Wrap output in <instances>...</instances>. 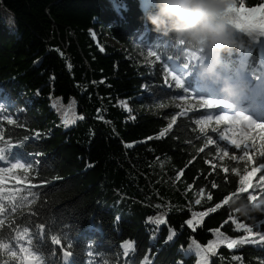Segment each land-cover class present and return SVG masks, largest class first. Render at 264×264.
Returning <instances> with one entry per match:
<instances>
[{"label": "trees", "instance_id": "obj_1", "mask_svg": "<svg viewBox=\"0 0 264 264\" xmlns=\"http://www.w3.org/2000/svg\"><path fill=\"white\" fill-rule=\"evenodd\" d=\"M229 2L250 8L264 0ZM149 6L150 0H0V90L26 109L13 118L27 122L26 128L6 122L0 127L13 138L32 136L35 131L44 134L38 141L33 139L27 150L44 154L40 175L52 181L43 189L29 188V183L44 181L26 180L22 170L9 171L5 166V177L14 187L7 201L0 200L4 208L0 219L7 224L15 204L17 215L24 213L18 222L35 211L32 220L44 223L51 234L70 231L72 264H175L177 260L197 264L199 257L195 244L189 248V237L203 246L220 235L259 241L258 234H264V211L253 207L244 216L232 206L238 198L253 206L254 200L264 196V180L260 179L264 169L258 167L264 163L258 154L264 140H248L245 155L237 130L221 139L218 121L204 120L205 111L173 105L178 88L165 83L162 61L185 54L169 50L175 38L152 30L143 14ZM249 15L238 14V22L253 26L258 33L264 18L257 13L245 20ZM103 29L124 48L107 43ZM233 30L244 43L225 53L226 62L244 53L251 57L247 65L253 67L256 57L250 38ZM149 47L161 56L151 66L143 64ZM204 63L205 58L192 74ZM53 74L54 80L50 79ZM145 83L160 86L153 89L155 95L141 87ZM98 110L102 121L97 119ZM172 116H176L174 121ZM163 129L167 133L159 137ZM148 137L153 139L139 143ZM209 137L215 143L208 144ZM133 142L132 148L123 146ZM89 163L93 166L87 167ZM241 177H246V183L237 194ZM217 204L220 207L215 212L199 215ZM158 214L167 217V224L147 221L148 216ZM116 217L118 225L113 223ZM189 219L198 230L188 226L181 230ZM64 224L71 228L62 230ZM169 228L178 233L171 240L166 239ZM217 228L219 233L210 231ZM153 233L154 239L150 238ZM124 241H133L135 251L124 255ZM6 242L14 244L16 255L0 252V264L22 262L16 241ZM37 243L45 253L51 251L47 234L43 243ZM89 244L94 245L92 255ZM208 264H264V244L246 243L231 249L227 243L220 244L209 255Z\"/></svg>", "mask_w": 264, "mask_h": 264}, {"label": "snow or ice", "instance_id": "obj_2", "mask_svg": "<svg viewBox=\"0 0 264 264\" xmlns=\"http://www.w3.org/2000/svg\"><path fill=\"white\" fill-rule=\"evenodd\" d=\"M240 13H248L249 16H245V20H251L255 17L257 13H260L262 18H264V3L257 4L255 6H252L250 8H246L243 4H241L239 7H236L233 3L229 2V0H226V8H225V16L227 17L228 23L230 26L234 29H237L241 32H245L247 34V37L251 38L252 40H257L258 35L264 36V22H262L259 26V32L253 30V26L248 25L245 26L238 22L240 17L238 14ZM169 50L177 51V52H183L185 55L184 57L173 61L175 63L176 68L175 70L170 69L169 63L163 64V69L166 75L170 76V79H166L165 83L171 87H175L178 89H181L183 93L189 94L190 87L185 85V78H189L191 75L193 69L195 66L202 62L204 59V52L202 48H196L191 45H189L185 41L176 40L174 39L169 44ZM53 51H56L58 55H63L62 53L58 52V50L53 49ZM150 56H154L155 60L160 61L161 56L154 52L153 48L149 47L147 49ZM69 69L71 68V65H67ZM55 75L53 74L50 79L54 80ZM141 87L147 91L152 92L153 95L155 93L153 92L154 88H159V85H154L151 83H145L141 85ZM180 99H184V96H181ZM199 106L200 107H208V108H219L221 105H223L227 109H233V105L231 103L226 102L223 99H217V98H208L206 95H198L196 97ZM124 109H128V104L124 101L120 102ZM163 107V105H161ZM13 109H15V113H13ZM26 112V109L20 108L17 105V102L13 100L8 94L3 93V90H0V126H2L5 122L7 125L12 127H20V128H26L27 122H20L18 119H14L13 115ZM81 119L85 118L83 116L80 117ZM134 118V117H133ZM97 119L103 120L102 116H99V110ZM171 119L174 121L176 119V116H172ZM212 117L207 116L204 117V120H211ZM217 121H235L237 119H243L244 121H247L250 126H255L261 129H264V120H256L253 119L251 116L246 115L243 112L237 111L235 115H228L226 112L221 111L218 116L215 117ZM172 128V124H168V129ZM168 129H163L159 133V137H164L167 133ZM44 134L40 133L39 131H35L32 136L25 135L22 138H13L11 137L7 132L3 130L2 127H0V161H6L9 165V171L12 169H19L22 170V174L24 175L26 180H36L41 181L43 180L44 183H36L31 184L29 183V188H35V189H43L46 184L52 183V181L45 180L44 177L40 175L41 170V157L44 156L42 152L32 150L28 151L27 147L29 143L35 139L39 140L41 136ZM225 138V137H221ZM153 139V137L145 138L144 141H140L139 143L147 142L148 140ZM255 139V138H253ZM230 142L234 145H236L237 148L240 147V143L235 140L231 139ZM136 142H133L131 144H124L123 146L126 148H132L135 146ZM208 144H213L215 141L211 139V137L207 140ZM255 146V145H253ZM261 151L258 153L259 156L264 157V142L260 145ZM247 148L248 145H245V155H247ZM227 153L225 152V155ZM24 157H27V159H24V162H22V159ZM235 159V157H233ZM243 159V157H241ZM251 159V158H249ZM14 161V162H13ZM190 163V161H189ZM93 165L89 163L87 167H92ZM259 168L264 169V163H261L258 165ZM257 169L254 167L252 169L253 172H255ZM5 171L4 168H0V173H3ZM235 172V169L232 170ZM183 169L180 170V172L177 173V179H179L180 175L182 174ZM251 175V173H249ZM56 180L62 179L61 177L54 178ZM261 180H264V176L260 177ZM246 183V177H241V185L240 188L237 190V194L244 188V185ZM189 188L192 187V185H188ZM213 188H216L217 185L215 183L212 184ZM203 191V189H201ZM236 195V194H233ZM209 199H212L211 193H209L208 196ZM228 197H225V200H227ZM252 196H248V200H252ZM197 204H200V200H196ZM156 207H159L158 205ZM220 207V204H217L214 208L207 209L206 212H201L199 215L201 217L208 215L209 213L215 212L217 208ZM253 207H259L261 211H264V207L260 205H253ZM236 211V210H235ZM17 206L15 204L12 205L9 213V219L7 221V224H5V221L3 219H0V252H7L11 256L15 257L16 252L13 250V247L10 243L6 241L15 240L17 246H20V237L21 233L23 234L26 243L28 247H20L21 252H24V260H31L32 264H69V261L71 257L73 256V248H74V241L71 235L70 231H59L57 234H51V230L47 228V226L44 223H36L32 220V217L37 216V213L35 211L28 213V216L22 221H20L21 217H24V213L21 211L17 215ZM4 213V208L0 207V214ZM147 221H152L153 219L156 220V224H167V217L158 214L157 217L148 216ZM231 220L232 218L229 217ZM114 225H118L119 223V217H116L113 221ZM200 221H196V224H199ZM227 223V221L225 222ZM184 226H188L189 228H192L193 230H198L193 220L189 219L183 222L181 230ZM239 227L243 228L246 232L251 233L252 228L249 227L246 224H241ZM70 224H64L61 225V229H70ZM31 229V231H30ZM7 231V235L5 232ZM158 231V229H157ZM210 231H214L216 233H219V229H212ZM170 235L166 238L167 240L173 239L178 233L175 229L169 228ZM11 233H16L15 236H12ZM47 234L48 240L51 244V251L48 253H45L43 249L41 248V244L37 243V240H39L41 243H43L44 237ZM156 233H153V236L150 237L152 239L155 238ZM259 235V241L251 238H246L244 236H241L234 240H229L228 237H224L223 235H220V237L216 240H209L205 245L201 246L198 242L194 240V237H189V248L191 249L193 244H195L196 252L198 254L199 259L197 260V264H208L209 255L215 254L217 247L220 244L227 243L228 248H233L242 244L246 243H257L264 244V234H258ZM89 252V255L94 254V245L89 244L87 245ZM123 248H124V255H129L130 252L135 251L134 242L133 241H124L123 242ZM58 249V251H57ZM58 260H54L53 258H57ZM142 264H147V262H142ZM175 264H183V260H177Z\"/></svg>", "mask_w": 264, "mask_h": 264}, {"label": "clouds", "instance_id": "obj_3", "mask_svg": "<svg viewBox=\"0 0 264 264\" xmlns=\"http://www.w3.org/2000/svg\"><path fill=\"white\" fill-rule=\"evenodd\" d=\"M225 8L226 0H150L143 14L153 31L202 48L206 63L200 66L201 80L208 87L218 86L220 98L236 104L244 88L222 69L227 63L225 53L242 47L244 40L228 23ZM232 206L244 216L253 211L241 198L233 200Z\"/></svg>", "mask_w": 264, "mask_h": 264}, {"label": "rangeland", "instance_id": "obj_4", "mask_svg": "<svg viewBox=\"0 0 264 264\" xmlns=\"http://www.w3.org/2000/svg\"><path fill=\"white\" fill-rule=\"evenodd\" d=\"M103 36H104V39L107 43H109V44H111L117 48H124V46L122 44L115 41L109 35V33L107 32V29H103ZM94 38H95V36H94ZM125 50H127V49H125ZM144 60L145 61L143 64L144 65L146 64L149 66H151L152 64H154L156 62L155 57L150 56L149 54L144 57ZM166 63H169L170 69L175 70L176 65L174 63H172L171 61H167ZM169 79H170V77H169ZM188 80H189V78H185V82H187ZM185 85H187V84L185 83ZM196 97H198V94L193 95L192 91H189V94H186L184 96V99H180V98L176 99L175 102L173 103V105L177 108L182 109V110H185L187 108H190V109L198 108V109H202V110L207 109V111H211V112H209V114H211V116L214 115L213 119H215V117L220 114V112H218V113L215 112V111H217L216 109L220 110L219 108L210 109L208 107H200ZM208 98H210V97H208ZM221 111H223V110H221ZM213 119H211V120H213ZM261 120H263V119L261 118ZM208 121H210V120H208ZM235 127H236V123L234 121H228V120L220 121L216 125V129L221 128L223 130V132H225L226 134L231 133ZM238 136L242 139L264 138V129H261V128H258L255 126H244L243 125L239 129ZM244 149H245V146H244ZM3 193H4V190H1L0 195ZM254 204L264 207V197H259L256 200H254ZM257 208H259V207H257ZM24 247H27V245L24 244ZM24 255H25V253H24Z\"/></svg>", "mask_w": 264, "mask_h": 264}, {"label": "bare ground", "instance_id": "obj_5", "mask_svg": "<svg viewBox=\"0 0 264 264\" xmlns=\"http://www.w3.org/2000/svg\"><path fill=\"white\" fill-rule=\"evenodd\" d=\"M247 105H251L250 102H248ZM224 108H225V107H224ZM247 109H250V108H247ZM251 110H252V109H251ZM255 115H256V116H263L264 113H263V112H262V113H261V112H255Z\"/></svg>", "mask_w": 264, "mask_h": 264}, {"label": "water", "instance_id": "obj_6", "mask_svg": "<svg viewBox=\"0 0 264 264\" xmlns=\"http://www.w3.org/2000/svg\"><path fill=\"white\" fill-rule=\"evenodd\" d=\"M25 263L26 264H32V261L31 260H26Z\"/></svg>", "mask_w": 264, "mask_h": 264}]
</instances>
